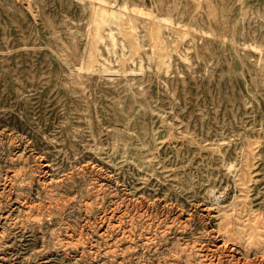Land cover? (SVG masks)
<instances>
[{
	"label": "rangeland",
	"instance_id": "obj_1",
	"mask_svg": "<svg viewBox=\"0 0 264 264\" xmlns=\"http://www.w3.org/2000/svg\"><path fill=\"white\" fill-rule=\"evenodd\" d=\"M0 264H264V0H0Z\"/></svg>",
	"mask_w": 264,
	"mask_h": 264
},
{
	"label": "bare ground",
	"instance_id": "obj_2",
	"mask_svg": "<svg viewBox=\"0 0 264 264\" xmlns=\"http://www.w3.org/2000/svg\"><path fill=\"white\" fill-rule=\"evenodd\" d=\"M99 8H101V10H96V14L99 17L100 22L107 25V26L111 25V24H115L117 26V28L119 29V31L120 32L122 31L121 37L123 38L124 42H127L129 44L130 49H131V43H130L129 39L127 38L129 35V32H132V33L138 35V41H139L138 44L141 45L138 26H137L135 20L138 19V20L145 21L149 25V31H150V25L153 22L154 13H151L150 11L143 8L142 6L135 5V4L133 6H129L127 4H122L121 6H118L117 9L116 8H112V9L106 8V7H104V5H101ZM123 16H125V18H123ZM162 22H165L167 25L170 24L168 16H163V15L160 16V20L158 22L159 27H161ZM142 26H144V25H142ZM90 33H91V31H89V34ZM99 34H100L99 31H96V35H99ZM109 37L113 41V43L115 44L117 41V35L115 32H112V29H111V31H109ZM149 40H150V36H149ZM120 41H121V39H120ZM124 46H126V45H124ZM128 50H129V48H128ZM98 51H100V50H98Z\"/></svg>",
	"mask_w": 264,
	"mask_h": 264
}]
</instances>
